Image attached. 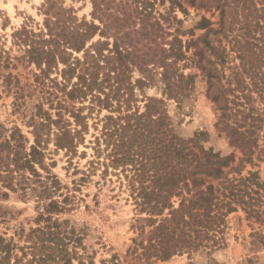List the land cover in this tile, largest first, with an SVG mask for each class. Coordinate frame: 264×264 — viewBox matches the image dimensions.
<instances>
[{"label":"trees","instance_id":"1","mask_svg":"<svg viewBox=\"0 0 264 264\" xmlns=\"http://www.w3.org/2000/svg\"><path fill=\"white\" fill-rule=\"evenodd\" d=\"M93 1L95 17L96 12L100 9L103 13V9L98 7L96 0ZM176 1L170 0L172 4L177 3ZM223 2V20L219 21L218 27H214V22L210 19L201 16L192 27L191 34H194L195 29L205 31L198 40L191 38L188 41L186 51L191 44L198 47L194 53L200 56L197 65L205 71L212 85L222 84V78L226 77L225 61L231 51L238 53L244 68L247 60H253L251 67L244 71L248 76H241L237 81L238 86L232 87L229 79L226 80L227 86L220 85L212 94L224 111L223 127L230 143L240 147L251 160L259 148L264 118L261 114L253 116L247 113L241 119L228 121L227 117L231 115L228 111L233 108L230 105L233 99L228 94L237 97V89L241 87L243 91L248 87L247 77H258L261 84L255 82L256 87L260 93H264V0H239L238 8L240 6L242 10L239 11L240 18L236 25L233 20L227 24V17L233 15L234 18L236 13L238 15V11H233L236 5L228 4V0ZM40 10L43 15L41 22L29 16L28 20L12 32L11 48L6 49V43L1 40L0 35V75L3 76L2 85L6 93L13 96L11 114L17 115V118L31 127L30 132L34 138L30 142L17 120H12L11 125L5 122L0 124V196L8 198L10 191L19 190L27 194L41 187L38 198L48 199L49 194L45 193H50L54 185L53 182L49 185L40 168H46L45 159L50 142L54 141L57 149L77 152L79 144L84 142L85 134L89 131L88 118L92 116L91 112L97 108H110L119 113L116 118L120 121L116 123V131L119 132L115 139L116 148L108 154L115 167L136 161L149 163L152 158L149 156L150 146L139 143L135 148L123 147L128 146L131 139H136L133 138L136 135L146 134L148 124H143L142 118L155 124L157 140L152 152L155 156L154 166L151 170L144 171L149 173L143 176L149 182H141L139 193L143 203L159 210V213L169 209V216L162 218L155 226L159 236L157 244L160 246V256L167 258L179 247L197 249L199 245L208 246L209 242L221 241L220 224L236 207L228 202L227 210L220 211L221 205L212 184L206 189H199L188 198L187 203V197H183L177 208L170 198L173 194L181 193L176 191L180 182L185 186L189 185L188 178H192L190 180L194 186H200L203 179L199 174L220 177L222 167L229 164L232 156L204 146L201 138L207 134L206 131L196 132L188 139L179 136L168 122L162 98L146 96L145 111L140 113L139 107L134 108L133 102L138 99L137 94L135 96L137 89L149 85L153 80L149 75L132 80L135 67L146 73V62L141 56L121 46L118 37L113 46H110L107 38L94 41L97 33L101 36L106 34V22L100 27L93 19L79 18L76 9L67 7L62 0H46ZM98 15L103 23V17L99 12ZM174 18L179 23L183 22L177 16ZM184 33L186 30L175 29L170 48H163L165 55L156 62L157 67L160 64L162 68L159 72L161 81L170 93L175 90L180 94L186 93L185 89L194 82L191 73L185 75L179 72V67L172 68L173 64L188 57L182 49L179 36ZM13 48L19 54H12ZM250 55L253 58L248 59ZM19 65L28 69V76H24L19 70L14 72ZM244 96L247 98L248 94ZM85 108L89 109L88 113H84ZM134 117L137 121L132 123ZM107 118L114 116L107 115ZM107 129L104 125V130ZM131 129L133 130L129 133ZM104 133L107 134L105 131ZM246 180L260 184L257 172L249 171ZM70 197L65 194L60 201L50 198L46 200L44 210L36 217L38 223L44 221L45 224L31 228V232L38 235L29 245L21 246L14 237L0 232V264H74L75 259H79V264H85L76 246L69 248L73 236L65 232L66 229L61 231L60 225L63 222L59 223V218L54 216L55 213L65 211ZM154 197L157 201L152 203ZM194 209L197 210L193 211ZM184 213L189 214L190 222H198L197 227L193 228V236L191 233L186 234L184 226L188 221L185 220ZM5 214L7 212L0 214V223L9 221ZM177 229L181 232L177 233ZM75 241L77 245L80 237Z\"/></svg>","mask_w":264,"mask_h":264},{"label":"rangeland","instance_id":"2","mask_svg":"<svg viewBox=\"0 0 264 264\" xmlns=\"http://www.w3.org/2000/svg\"><path fill=\"white\" fill-rule=\"evenodd\" d=\"M62 1L67 7H74L79 18L93 19L100 27L106 22V34L101 36L97 33L94 41L108 39L110 46H113L115 38L118 37L121 46L141 56L146 62V73L135 67L132 80L149 75L153 81L137 89L135 96L137 94L138 99L133 102L134 108L139 107V112H144L146 96L162 98L168 122L179 136L188 139L196 132L206 131L207 134L201 138L204 146L213 147L223 155L232 156L229 164L222 167L223 173L220 177L199 174L203 179L200 186H194L190 180L192 178L187 179L188 186L180 182L176 191L181 193L173 194L170 198L174 207H179L183 197H187V203L188 198L199 189H206L212 184L221 205L219 210L225 212L228 202L236 209L220 224L221 241L209 242L208 246L199 245L197 249L179 247L169 257H161L155 226L162 218L169 216V209L159 213V210L143 203L139 193L141 182L146 180L143 176L149 174L144 171H149L154 166L155 156L152 152L157 140L155 124L145 117L142 118L141 122L148 124L146 134L136 135L133 137L136 139H131L128 146L123 147L135 148L139 143L150 146L149 156L152 158L149 163L136 161L115 167L108 154L116 148L115 139L119 133L116 131V123L120 122L116 117L119 113L110 108H97L88 118L89 131L85 134L84 142L79 144L77 152L57 149L54 141L50 142L45 159L46 168H40L49 185L52 182L54 185L50 193H45L49 194L48 199L38 198L41 187L27 194L19 190L10 191L8 198L0 196V214L7 212L4 216L9 219L8 222L0 223V232L14 237L21 246L29 245L38 235L31 232V228L45 224L44 221L38 223L36 217L44 210L46 200L50 198L60 201L65 194H69L71 197L65 211L55 213L54 216L59 218V223L63 222L60 225L61 231L66 229L65 232L73 236L69 248L76 246L85 264H264V121L260 131L259 148L249 160L240 147L230 143L223 127L224 111L220 103L212 97L220 85L226 84V80H231L232 87L238 86V79L243 75L248 76L244 71L251 67L253 60H247L244 68L238 53L231 51L225 61L226 77L222 78V84L212 85L205 71L197 65L200 56L194 53L198 47L191 44L186 51L188 41L191 38L198 40L200 34L205 31L195 29L194 34H191L192 27L201 16L210 19L214 22L213 26L218 27L219 21L223 20V0H177L175 4L170 0H96L98 7L103 9V13L100 9L97 10L103 17V23L98 12L93 16V0ZM45 2L46 0H0V35L1 40L6 43V49L11 48L12 32L28 20L29 16L38 22L43 20L40 9ZM230 3L232 6L236 5L233 11H238V15L236 13L234 18L233 15L227 17V24L233 20L236 25L242 8H238L239 0H228V4ZM174 16L183 22H177ZM177 28L186 30V33L179 36L182 49L188 57L173 64L172 68L179 67V72L185 75L191 73L194 79L189 88L185 89L186 93L182 94L176 90L172 93L167 91L159 74L162 68L160 64L157 67L156 63L165 55L163 48H170ZM225 41L228 44V41ZM11 53L19 54L16 48H13ZM249 58H253V55ZM18 70L28 76L27 68L19 65L14 72ZM2 78L0 75V124L5 122L11 125L12 120H17L30 142H33L31 127L23 123L21 118H17V115L11 114L13 96L6 93ZM22 78L25 80V77ZM246 82L248 87L243 91L241 87L236 90L237 97L228 94V97L233 99L230 103L233 108L228 111L231 115L227 117L230 122L235 118H243L247 113L253 116L261 114L264 118V93H260L255 83L261 84L260 79L247 77ZM244 94H248V97ZM85 104H88V101H85ZM88 112L89 109L85 108L84 113ZM107 115L114 118L109 119ZM136 121L134 117L132 123ZM104 125L108 127V131L104 130ZM249 171L257 172L260 184L246 180ZM156 201L157 198L154 197L152 203ZM184 217L188 221L184 226L186 234L191 233L193 236V228L197 227L198 222H190L188 213H184ZM176 232L180 233L181 230L177 229ZM77 237H80V241L76 245ZM74 264H79V259H75Z\"/></svg>","mask_w":264,"mask_h":264}]
</instances>
